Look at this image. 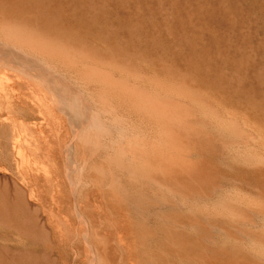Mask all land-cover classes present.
Returning <instances> with one entry per match:
<instances>
[{"label":"rangeland","instance_id":"374dc122","mask_svg":"<svg viewBox=\"0 0 264 264\" xmlns=\"http://www.w3.org/2000/svg\"><path fill=\"white\" fill-rule=\"evenodd\" d=\"M5 28L120 68L151 71L149 77L161 81L166 77V84L206 105L218 103L225 117L240 120L242 129L256 134L247 150L264 154V0H0V264L234 258L236 248L227 239L206 244L198 229L166 221H195L197 212L163 204L166 197L154 198L113 163L132 138L157 136L153 121L116 99L115 111L109 110L99 86L90 87L56 59L13 46ZM30 60L45 70L46 82L29 75ZM48 89L65 93L64 108ZM108 126L128 134L109 135ZM189 149L193 155L179 178L190 186L228 182L264 198V170L221 162L195 144ZM258 229L252 228L254 236ZM205 245L215 253H205ZM258 255L264 259V252ZM242 259L254 262L249 255Z\"/></svg>","mask_w":264,"mask_h":264},{"label":"bare ground","instance_id":"6f19581e","mask_svg":"<svg viewBox=\"0 0 264 264\" xmlns=\"http://www.w3.org/2000/svg\"><path fill=\"white\" fill-rule=\"evenodd\" d=\"M3 34L5 39L11 42L13 46L24 48L28 52L43 57L56 59L63 65L75 69L80 77L90 84V87L91 85L99 86L102 89L101 98L109 110L115 111V108L111 105V100L116 99L153 121L157 136L151 139L145 137L140 139L132 138L129 140L128 145L120 146L119 157L113 163L121 167L130 178L138 182L154 198L164 199L166 197L167 200L163 201V204L175 209L185 208L193 210L198 214L195 221H180L171 217L166 218L167 222L186 229H198L201 231L202 239L206 244L219 243L225 238L224 241L227 239L226 241L235 246L236 253H234V258L225 261H214V259L209 258L211 259L209 263L205 262L203 264H248L242 259L244 254L253 257L254 262L251 264H264V259L258 255L264 252V198L260 194L261 192H243L228 182H213L201 187H192L188 182L179 178V172L188 166L185 159L193 155L189 149L192 144H195L201 152L214 155L221 162L233 161L243 166L264 170V154L261 151H259L260 153L256 152V150L253 151L254 148H252L253 150L250 148L247 150L249 144L252 145L251 141L255 140L253 132H248L245 128L242 129L244 125L241 127L242 123H240V120L234 119L236 118L234 117L235 114L233 115L234 118L225 117L227 113L224 115L223 111L221 112L222 109L216 108V106H219L217 105L218 103L215 104L216 106L213 103L211 105L207 103L206 105L199 100L200 97L196 99L197 97H192L186 91L183 92V89L179 90L180 87L176 89L166 84V77L164 78L166 81L163 80L165 83L161 81L162 79L149 77L151 71L148 73L149 75H146V71V74L143 73L144 71L141 68L136 70L131 67H123L126 66L125 64H122L123 68H120L103 61H97L90 56L83 55L84 53H74L64 47L55 46L56 44L45 43L38 38L31 37L25 32L16 31L13 28H5ZM96 50L99 49L96 47ZM1 57L0 55V60H3ZM14 61L15 59H13ZM30 62L29 67L26 68L27 72L30 73L29 75L46 82L45 70L37 62L32 60ZM122 63H126V60L122 61ZM48 91L51 93L56 91L58 102L64 108L67 103L65 93L56 89H48ZM194 92H196L195 90H193V94L197 95ZM82 94L84 95V93ZM2 116L3 114H0V117ZM85 117L86 115H82L83 119L81 122L86 121ZM106 131L109 135L115 131H119L122 135L128 134L125 129L118 127L108 126ZM263 135L261 138L264 140ZM15 145H17V140L14 142V147ZM230 169L232 168L230 167ZM242 175L244 176V174ZM220 221L228 224L227 228L220 225ZM247 228L249 231L252 228L262 230L259 235L254 236L252 234L253 229L249 232L251 236L241 230ZM202 250L209 255L215 253L207 245L202 247ZM241 251L244 252L243 255Z\"/></svg>","mask_w":264,"mask_h":264}]
</instances>
